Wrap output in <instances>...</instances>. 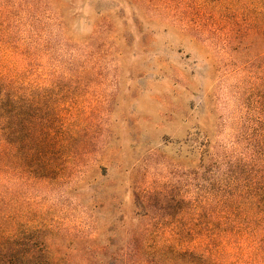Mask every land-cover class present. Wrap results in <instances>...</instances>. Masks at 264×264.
Here are the masks:
<instances>
[{"label":"rangeland","instance_id":"1","mask_svg":"<svg viewBox=\"0 0 264 264\" xmlns=\"http://www.w3.org/2000/svg\"><path fill=\"white\" fill-rule=\"evenodd\" d=\"M123 14L95 33L91 17L75 18L71 31L84 36L83 54L76 44L66 68L39 71L53 82L35 86L43 118L44 96L52 95L51 116L69 155L62 176L52 173L32 188L21 180L23 227L71 230L52 244L72 263L178 260L181 198L198 196L201 174L199 153L188 152L185 139L199 136V146L208 134L219 152H234L243 150L250 127L261 132V23L231 51L218 36ZM156 219L167 224L153 225Z\"/></svg>","mask_w":264,"mask_h":264},{"label":"trees","instance_id":"2","mask_svg":"<svg viewBox=\"0 0 264 264\" xmlns=\"http://www.w3.org/2000/svg\"><path fill=\"white\" fill-rule=\"evenodd\" d=\"M92 2V14L83 16ZM125 9L132 18L181 24L184 34L218 36L222 50L231 51L261 23V132L250 127L243 150L223 153L208 134L199 146V136H187V151L199 153L198 196L181 198L182 248L172 252L178 260L158 264H264V0H0V264H87L70 262L52 244L71 230L41 224L24 229L20 184L26 179L32 188L52 173L62 176L68 163L65 132L56 133L60 127L50 112L52 95L44 96L43 118L35 90L39 81L54 77H40L39 71L66 68L71 51L83 54L84 36L71 31L75 18L91 17L95 33L103 23L125 18ZM174 217L169 223L175 224ZM146 235L144 241L163 236Z\"/></svg>","mask_w":264,"mask_h":264}]
</instances>
